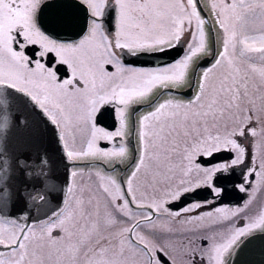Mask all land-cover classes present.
<instances>
[{"label":"snow or ice","instance_id":"obj_1","mask_svg":"<svg viewBox=\"0 0 264 264\" xmlns=\"http://www.w3.org/2000/svg\"><path fill=\"white\" fill-rule=\"evenodd\" d=\"M0 87L29 101L6 111L26 178L47 189L57 151L64 169L43 216L47 197L0 183L23 221L0 264H45L26 241L65 234L87 264H243L249 246L264 264V0H0Z\"/></svg>","mask_w":264,"mask_h":264},{"label":"flooded vegetation","instance_id":"obj_2","mask_svg":"<svg viewBox=\"0 0 264 264\" xmlns=\"http://www.w3.org/2000/svg\"><path fill=\"white\" fill-rule=\"evenodd\" d=\"M9 157L10 156H8L7 160H9ZM262 198H264V194H262ZM260 203L261 201H257L256 203L253 204L252 207L258 208ZM147 238L151 243H159L161 245H164L167 239V237L164 234H161L159 232L147 233ZM133 258H135L134 261L135 264H146L145 254L142 251L137 252ZM186 258H187L186 256L180 257L181 260H184Z\"/></svg>","mask_w":264,"mask_h":264},{"label":"water","instance_id":"obj_3","mask_svg":"<svg viewBox=\"0 0 264 264\" xmlns=\"http://www.w3.org/2000/svg\"><path fill=\"white\" fill-rule=\"evenodd\" d=\"M255 252L256 253L247 254L245 250V254L241 258L243 264H262L261 257L257 253V250Z\"/></svg>","mask_w":264,"mask_h":264},{"label":"bare ground","instance_id":"obj_4","mask_svg":"<svg viewBox=\"0 0 264 264\" xmlns=\"http://www.w3.org/2000/svg\"><path fill=\"white\" fill-rule=\"evenodd\" d=\"M25 154H32L29 149L24 152Z\"/></svg>","mask_w":264,"mask_h":264},{"label":"rangeland","instance_id":"obj_5","mask_svg":"<svg viewBox=\"0 0 264 264\" xmlns=\"http://www.w3.org/2000/svg\"><path fill=\"white\" fill-rule=\"evenodd\" d=\"M61 262H60V264H67V261L66 260H62Z\"/></svg>","mask_w":264,"mask_h":264}]
</instances>
